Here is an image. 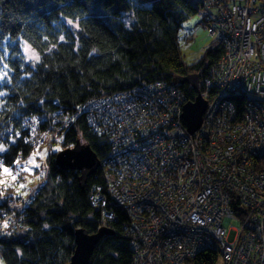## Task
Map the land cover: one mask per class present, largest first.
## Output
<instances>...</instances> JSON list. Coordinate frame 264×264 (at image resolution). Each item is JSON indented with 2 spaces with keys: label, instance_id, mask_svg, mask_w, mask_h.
Here are the masks:
<instances>
[{
  "label": "trees",
  "instance_id": "16d2710c",
  "mask_svg": "<svg viewBox=\"0 0 264 264\" xmlns=\"http://www.w3.org/2000/svg\"><path fill=\"white\" fill-rule=\"evenodd\" d=\"M204 7L205 0H0V67L7 71L0 79L3 264H67L76 229L98 231L101 212L89 194L97 186L106 188L103 162L111 142L106 133L93 130L79 108L88 100L156 80L176 85L185 102L194 101L196 85L202 90L203 79L222 54L218 44L192 63L182 54L179 31L193 15L202 10L204 15ZM23 41L37 51L38 61H26ZM243 103L239 95V110ZM36 132L49 135L48 145L65 132L64 148L79 140L91 147L100 166L84 188L81 171L60 167L55 157L61 148L50 150L37 141ZM38 146L49 153L47 168L30 190L16 194L5 180V167L18 169ZM25 199L29 201L21 209ZM115 212L113 234L100 239L90 264H133L126 230L130 217L122 208ZM16 216L21 222L12 224ZM220 260L218 252L208 249L187 264Z\"/></svg>",
  "mask_w": 264,
  "mask_h": 264
},
{
  "label": "built area",
  "instance_id": "2783aa9c",
  "mask_svg": "<svg viewBox=\"0 0 264 264\" xmlns=\"http://www.w3.org/2000/svg\"><path fill=\"white\" fill-rule=\"evenodd\" d=\"M203 27L222 54L201 83L207 106L195 132L182 119V92L162 80L79 108L111 142L106 188L89 194L99 228L117 221L116 207L126 211L133 264H187L208 249L222 264H264V0H205ZM64 141L61 132L47 146Z\"/></svg>",
  "mask_w": 264,
  "mask_h": 264
},
{
  "label": "rangeland",
  "instance_id": "374dc122",
  "mask_svg": "<svg viewBox=\"0 0 264 264\" xmlns=\"http://www.w3.org/2000/svg\"><path fill=\"white\" fill-rule=\"evenodd\" d=\"M203 10L189 19H187L179 31V43L184 59L188 63H192L199 59L204 51L216 45L215 37L210 36L203 27ZM130 23L129 17H125ZM23 54L26 61L36 62L39 59L37 51L27 42H22ZM6 69L0 67V79L6 75ZM49 153L45 146H38L24 161L19 168L5 167V172L9 179L6 182L12 183L15 187L16 194H25L39 175L43 174L48 165ZM24 171L23 176L21 177ZM218 264H222V260Z\"/></svg>",
  "mask_w": 264,
  "mask_h": 264
},
{
  "label": "water",
  "instance_id": "95a60500",
  "mask_svg": "<svg viewBox=\"0 0 264 264\" xmlns=\"http://www.w3.org/2000/svg\"><path fill=\"white\" fill-rule=\"evenodd\" d=\"M196 87L197 96L195 100L183 104L182 119L189 133H193L199 128L207 106V100L203 97L199 85L197 84ZM55 159L56 163L63 169L81 171V188H84L87 177L96 173L100 166V160L91 147L80 140L73 147L60 150ZM105 234H113V230L99 228L96 233L90 234L83 228L76 229V246L67 264H90L93 250Z\"/></svg>",
  "mask_w": 264,
  "mask_h": 264
}]
</instances>
